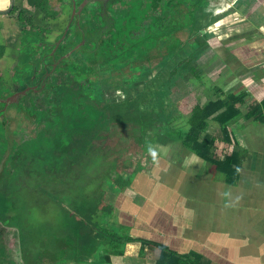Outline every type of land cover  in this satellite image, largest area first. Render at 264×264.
I'll use <instances>...</instances> for the list:
<instances>
[{"label": "flooded vegetation", "instance_id": "flooded-vegetation-1", "mask_svg": "<svg viewBox=\"0 0 264 264\" xmlns=\"http://www.w3.org/2000/svg\"><path fill=\"white\" fill-rule=\"evenodd\" d=\"M24 1L26 2L15 0L12 9L8 12L4 10L10 8V2L6 8L0 9L3 11L0 15L8 16V20L11 21L7 24L8 31H0V80L3 83H6V79L12 82L10 86H3L7 90L0 91V156H2L0 159V193L10 197H13L16 190L29 186V181L26 183L27 179L21 183L15 182V185L10 186L12 193L3 191L6 178L18 169L16 167L21 165V162L18 161L19 148L22 146L24 148L26 141H30L40 131H44L42 130L45 125L44 121H48L51 127L58 123V119L53 116L47 118L38 116L36 110L50 108L49 103H44L43 96L46 99L51 97L50 91L60 87L62 83L69 88L76 85L74 91L77 92L74 96L78 100L82 96H87L88 99L98 100L102 104L100 110L104 111L105 119L108 120L105 124L106 127L108 123L132 124L134 126L131 129L133 136L138 135L142 130L136 126V123L116 121L121 118L118 113L111 111L106 106L109 103L108 97L112 100L110 102H116L115 105L118 107H123L131 102L135 103V101L156 103L158 99L155 89H152L151 86L158 85L164 88L165 81L161 78L163 74L167 76L166 69L173 66V59L177 60L176 63L184 57L192 56L194 61L195 55H191V53L202 51L204 48L205 42L201 41V36L206 33L204 28L212 24H219L222 19L219 14L229 11L234 6L222 9L220 4L248 3L245 0L238 2L230 0H133L132 4H129L130 0ZM112 9L113 11H111ZM191 13L197 15L200 25H206L200 29L194 27V23L192 24L189 17ZM131 16L135 20V25L129 30L127 29L129 31L127 34L133 40L151 31L150 25L155 21L161 26H174L168 30L164 37H160L158 49H151L148 58L137 59L136 56L140 55V49H137L133 54L132 63H126V60H129L126 54H108L107 48L114 37H116V42L123 39L122 36L121 38L117 36L116 32L120 27L127 28L126 21ZM0 23L4 25L3 22ZM188 28L190 36L196 37L192 40L182 41L178 33ZM162 29L159 28V30ZM197 30L199 31L197 32ZM122 41L121 45L129 44L128 39ZM29 47L30 51H28ZM13 51L16 55L15 58ZM23 52H28V57L24 56ZM177 53H179V58L176 57ZM163 56H168L169 59L166 58L163 60L164 64L159 63V65L158 62ZM73 60L74 63L69 64ZM187 63L181 64L180 70H187L188 66L185 65ZM73 67L79 69L74 70ZM15 68L17 71L14 70ZM142 68H149L150 72L143 74ZM156 69L158 72L153 74ZM23 75H26L28 79ZM67 77H70V84L66 81ZM115 77L118 78L115 79ZM55 78L58 79L57 83L54 81ZM147 96L151 97L147 98ZM91 109L93 111L96 109L95 113L99 110L97 105L96 107L91 106ZM59 110L60 106L56 108V111ZM131 116L135 119L139 118L136 114H131ZM15 117H18V122L16 128H12ZM29 128H32L31 134L25 132ZM55 129H52L55 132L52 133V138L58 137V147L71 150L72 144L68 146L66 138L69 135L75 137V132L69 133L67 130ZM103 130L102 135L107 129L103 128ZM150 135L149 133L148 136ZM12 149L15 151L17 149L16 156L10 163L15 166L11 173L4 177L5 162L10 150L13 151ZM85 154H89V149L88 152L85 150L84 156ZM74 160L76 161V159ZM74 160L71 159L70 162L75 164V167H71L70 162L66 164L68 168L65 169L69 172H75L79 167V164L77 165ZM85 166H87L86 163ZM32 173L36 174L37 181L43 178L40 172L33 171ZM69 174H71H67L69 178L71 176L74 178V173ZM8 227H16V225L0 220V228L4 230L5 241H7V252L15 264H24L21 251L15 252L8 243L6 237L9 231ZM4 264H8V262L5 261Z\"/></svg>", "mask_w": 264, "mask_h": 264}, {"label": "crops", "instance_id": "crops-1", "mask_svg": "<svg viewBox=\"0 0 264 264\" xmlns=\"http://www.w3.org/2000/svg\"><path fill=\"white\" fill-rule=\"evenodd\" d=\"M260 1V7L253 6L251 11L250 6L248 13L254 30L245 35L235 32L239 33L235 46L238 40L245 41V51L242 45L230 49L236 58L248 53L247 60L231 70L233 82L229 83L238 92L239 78L247 74L243 80L250 93L246 106L264 102V0ZM9 2L0 0V9ZM232 5L237 6L228 7ZM220 6L225 9L227 4ZM243 7L234 15L239 16ZM0 20L4 23L0 31H8V16L0 15ZM229 130L246 151L236 183H230L214 164L183 147L173 135L141 145L140 155L128 156L131 163L125 161L132 169L116 170V181L111 180L105 197L113 212L101 216L102 226L109 228L110 222L125 226L126 234L135 239L125 243L122 254L110 253L105 244L91 256L77 258L66 252L56 257L52 249H45L42 264H155L160 245L189 255L199 264H264V120L241 116ZM221 143L217 147H223V153L232 149V144ZM108 255L110 261H106Z\"/></svg>", "mask_w": 264, "mask_h": 264}, {"label": "trees", "instance_id": "trees-1", "mask_svg": "<svg viewBox=\"0 0 264 264\" xmlns=\"http://www.w3.org/2000/svg\"><path fill=\"white\" fill-rule=\"evenodd\" d=\"M189 17L192 24L194 23V27L196 26L197 29L206 25H200V21L197 19L195 13H191ZM134 25L135 20L133 16H131L126 21L127 28L123 29L120 27L116 32L117 36H120V38L122 36L123 39H128L129 44L121 45L123 39L116 42V37H114L108 45V54L119 53L123 55L124 53L127 58L129 57L126 63H132L133 54L137 49H140V57L136 56V58H148L151 49H158L160 37H164L168 30L174 26H161L155 21L150 25L151 31L133 40L131 37L129 38L127 32L129 33V28ZM159 28L163 29L159 30ZM198 31L199 30H197V32ZM177 55L176 57L179 58V53H177ZM166 58L169 59L168 56H163L158 64L161 63L163 65L165 62L163 60ZM175 61L177 60L173 59L174 63ZM192 62L193 60L190 59L185 65L189 67V70H191L197 78H202L200 68L193 65ZM141 72L143 74H148L150 70L149 68H142ZM219 89L220 88H218V90ZM156 93H163V91H156ZM245 96L246 94L243 91L225 93L223 89H220V92H215L203 103L196 101L191 106L189 104L187 106L186 102L185 104L183 103L179 117L174 122L171 117L163 115V108L157 111L154 106L152 107L153 103L150 102L143 103L135 101V103L131 102L123 107H118L115 105L116 102H110L112 100L108 97L107 100L109 103L106 106L111 111L120 115L121 119L116 121L136 123V126L140 128L142 132H145L146 129H152V136L157 139V142L160 140H158L159 136H165L162 132H166L169 136L172 132L171 130L175 129L176 134H174V136L176 135L177 137L174 139L179 141L183 147L196 152L209 163L214 164L230 183H236L240 175L242 159L246 151L243 150V147L237 141L232 139L229 127L235 119L241 116L247 118L253 116L258 120H264V102L252 101L248 103L247 112L243 113L240 106L246 104L247 101ZM48 103L50 104V108L45 107L44 110H36L38 112L37 114L40 118L53 116L58 119L57 125L51 127L48 121H44L45 125L42 127L44 131H40L36 137L30 141H26V146L24 148L23 146L19 148L18 152L20 156L18 161H20L21 164L25 163L27 168L29 167L32 171L43 173L42 175L40 174L42 177H45L46 172H49L51 176L52 170L60 167L58 171L61 173L67 171L63 175H71L69 173L72 172L74 173L73 176L78 178L75 180L74 178H68L61 185L60 189H55V185H53L54 189H48L41 185L39 186L38 180L36 181L37 183H29V186L16 190L13 197L0 193V220H4V223L11 222L13 225H16L20 238L19 250L22 253L24 264H42L43 256H47V251L45 249H52L56 257H60L63 255V252H66L69 256L74 254L77 258L78 256H91L101 244H105L102 238L99 239V237H97L99 233L103 234L104 232L102 230L104 227L102 226V217L97 213L102 206H104V209H109L110 205H102L106 193L100 186L103 185L104 181L108 180V178L110 181H116V179L113 178L116 174L115 170L112 171L109 168H105L106 156L108 158L112 157L109 156L110 146L107 144L109 140H107V137L105 139V136L102 135L104 131L103 123L100 122L96 125L90 124L88 126L89 129L87 128V133L89 132L87 138L77 139L69 135V137L66 138L67 144L68 146L72 144V149H60L57 144L59 143L58 137L52 138V133H55L52 129L56 128L57 130H67L69 133L71 131L73 133L74 131L76 133L79 132L82 127H71V124L75 123L74 120L71 122L73 114L64 112L63 115V110L56 111L58 106L54 104V102L50 100ZM114 106L116 107L114 108ZM151 107L153 109H151ZM159 107H162V105ZM131 114H136L139 118L137 117L138 119H135ZM155 114H157L159 118L161 117L165 122L160 127L156 125ZM211 117L219 124V129L212 133L207 131L209 119ZM175 122L179 125L174 127L173 123ZM100 132L101 135H99ZM147 140H149L150 144H153L155 141V139H151L149 136ZM105 141L106 144L103 143ZM220 142L226 144V147L232 144V149L227 150L225 147V153H221L220 151L215 153L216 146H218ZM89 145L90 147L92 145L91 149ZM88 149L89 160L87 154H85V156L83 155L82 158L77 155L76 163L77 165L79 164V167L75 172L71 171V169V172L65 169L67 168L66 164H68L74 156L71 151L74 152L76 150V152L80 151L84 154V151ZM120 150H117L119 154L126 152L124 149ZM16 151L10 150L8 153L4 167V177L10 174L12 168L15 166L10 163L11 160L15 158ZM1 157L2 156H0V159ZM85 163L87 166H85ZM84 177L86 178L85 182L82 181ZM36 179L37 177H35V180ZM78 183H85L86 185L84 186ZM113 184H115V182H113ZM43 195L50 196L49 200L44 201ZM44 202L49 203L45 205L43 210L51 204H56L58 218L57 220L56 218L54 220L46 219V226L40 227L36 222V214L38 210L43 207ZM48 232L55 240L51 245L48 241H45ZM134 239L135 238L126 233L119 236L113 234L110 241H115L119 245L115 246V248L109 252L122 254L124 252L123 246L125 243ZM62 244H67L68 247L62 248ZM72 248L75 249V251L72 252ZM107 257L106 261H110L109 255ZM155 260V264H199L197 260L190 258L189 255H180L161 245L157 250ZM5 261H7L8 264H15L13 258H11L10 254L7 252V241H5L4 230L0 228V264H4Z\"/></svg>", "mask_w": 264, "mask_h": 264}, {"label": "rangeland", "instance_id": "rangeland-1", "mask_svg": "<svg viewBox=\"0 0 264 264\" xmlns=\"http://www.w3.org/2000/svg\"><path fill=\"white\" fill-rule=\"evenodd\" d=\"M186 1H193V0H186ZM132 2H133V0L132 1L130 0L129 4H132ZM247 2L248 3H246V4H237V6L235 5L234 7H231V9H229V11H226L225 13L219 14V16L222 18L220 21L221 24L220 23L219 24H212V25L204 28L206 33L203 36H201V41L203 40L205 42V44L203 45L204 48L202 49V51H196V52L194 51L193 53H191V55H195V60L193 61V63H194V65H197L198 68H200V73L202 75V78H197L194 75V73L191 70H189V67L187 70H184V71L180 70L181 64L188 62L190 59L192 60L193 58H190L192 56L184 57L179 62L173 63L172 64L173 66L166 69L167 76H166V74H163V77L161 78V80L165 81L164 88H162L161 86H158V85L157 86L156 85L151 86L152 89H155L154 90L155 95L158 99L156 101V103L152 104V107L154 106L157 111H159L161 108H163L164 114L163 113L162 114L164 116L171 117L173 122H174L179 117V113L182 110L181 106L183 103L185 104V102H186L187 106H188V104L191 106L196 101H200V102L206 101V99H208L215 92H220V89L225 90V93H230V92H233V90H236L234 87H231L229 85V83L232 84L231 82H233V80L231 78L233 72H231V70H234L239 64H243L247 60V59L244 60V58H245V55L248 53L242 54L241 58H236V57H234V55H232L230 53L231 52L230 49H233L234 47H236L235 46V44H236L235 37L237 36L236 34H239V33H235V32H240V34L245 35L246 33L251 32V30H254V29H250L251 22H253L252 18H250L249 14H248V13H250L249 12L250 6H251V11H252L253 6H255L257 8V6L260 7V5L262 4L260 0H254V1L247 0ZM258 4H260V5H258ZM242 5H244L242 12L240 13L239 16H235L234 13H235V11H237L236 9L238 7L241 8ZM227 6H228V4H227ZM111 11H113V9ZM245 16L247 18H245ZM117 22L119 23V21H117ZM253 24H255V23H253ZM178 34H179L180 39L182 41L185 39H189V40L191 39L192 40L196 37V36H193V37L190 36L189 28L183 32H179ZM237 43L239 46L242 45V52L245 51V49H246V47L244 46L245 41L238 40ZM239 46H237V47L240 49ZM30 50L31 49L29 47L28 51H30ZM23 53H24V56L26 55L28 57V55H29L28 52H23ZM13 54H14L13 57L15 58L16 55H15L14 51H13ZM254 60H256V59H254ZM262 60H264V58ZM153 62H154V60H153ZM73 63H74V60L69 62V64H71V65ZM16 69L17 68H15L14 70L17 71ZM73 69L77 70L79 68L73 67ZM258 69H262V68L260 67ZM157 72H158V69L154 70L153 74H156ZM58 75H56V76H58ZM25 76L23 75V77H25ZM246 77H247V74L244 73L242 78H239L240 82H242L241 83L242 85L239 86L238 92H242V91L245 92V94H246L245 97L247 99L249 97L250 93L247 91V87L243 84V80H245ZM67 78L68 79L66 81L69 82L70 77H67ZM117 78L118 77H115V79H117ZM27 79H28V77H27ZM54 81L57 83L58 79L55 78ZM11 83L12 82L10 80H7V79H6V83H3V81L0 80V91L3 92L4 90H7L3 86H5V87L10 86ZM69 84H70V82H69ZM67 85H68V83H67ZM239 85H240V83H239ZM75 86L76 85H72L69 88L68 86H65L64 83H62L60 87H57L56 89H52L50 91L49 95L51 97L46 99V97L43 96L44 103H48L51 100V102H54V104H56L57 106H60V110H63V113L66 112L67 114H69V113L73 114L71 122L74 120L75 123H72L71 127H77V128L84 127V128H81L79 130V132H76L74 134L75 138H77V139H82L85 137L87 138L88 133H89V132L87 133V128L90 124L96 125L100 122L103 123L104 129L105 130L107 129V131H105L103 136H105V139L107 137V140H109L108 141L109 143H107L110 146L109 156L112 157V158H108L106 156L105 168H109L112 171L115 170V172H116V170L119 171V170H122L124 168L131 170L132 168H128V166L130 164L127 165L128 163H126L125 160H127L128 156L130 158H132V156H139L140 152L142 150H144V149H142L141 145L144 146L146 144H150L149 140H147L149 133L151 134L149 136L151 139H155V141L157 140L154 136H152L153 135V133L151 132L152 129H146L145 132H139L138 135L133 136L131 129L134 126L132 124L122 125V124H118V123H111V124L108 123V126L106 127L105 124L108 122V120L106 121L107 118L105 119L106 114L104 113V111L100 110V109H102V107H101L102 104L99 103L98 100L88 99L87 96H82V98L78 100L74 96L75 92H77V91H74L76 89ZM218 88H220V89L218 90ZM156 91H163V93L158 94V93H156ZM0 95H1V93H0ZM148 97H151V96H147V98ZM160 99H161V101H160ZM145 100H147V99H145ZM79 102H81V103L79 104ZM159 104L162 105V107H159L160 106ZM96 105H97L99 110L95 113L96 109H95V111H93L91 109V106L96 107ZM152 107H151V109H152ZM242 108L244 111H246L247 106L244 105ZM154 117L156 119L157 127H160L161 125H163L165 123L161 117L159 118L157 116V114H155ZM17 119H18V117H15L13 119L14 121L12 122V124H13L12 128H14L16 126V123L18 122ZM22 123L24 124V122H22ZM86 125H87V127H86ZM173 125L175 127L179 124L177 122H175V123H173ZM217 129H219V124L213 117H211L209 119L207 131L212 133V132L216 131ZM31 130H32V128H29L25 132L28 134H31L32 133ZM171 131H172L171 134H169L170 138L172 137V135L174 136V134H176L175 129H172ZM162 133L165 136L164 137L159 136L158 140L163 139L165 137L166 138L168 137L166 132H162ZM175 137H176V135H175ZM103 143L106 144V141ZM222 145H223V143H221V146ZM91 147H92V145H91ZM91 147H90V149H91ZM120 148H121V150L124 149V151H126V152L123 151L124 152L123 154H119V152L117 150H120ZM216 149H219V147L216 146ZM222 150H223V147L221 149H219L218 151L223 153L224 151H222ZM86 152H88V150H86ZM71 153L74 155L72 157V160L76 159L77 155L80 156L81 158L84 155L80 151L76 152V150L74 152L71 151ZM87 156L89 159V154H87ZM124 157H126V158H124ZM127 161L129 163L132 162L131 159H128ZM18 165H19V163H18ZM26 166L27 165H25V163L21 164L19 167H16L18 169H16L12 175H10L8 178H6V181L4 182L6 184L3 186L4 192L12 193V192H10L12 190V187L10 188V186H12L13 184L15 185V182L21 183V181L28 179L26 181V183H28V181H29V183L34 184V182L37 181L34 179L36 177V174L32 173L33 171L30 170L29 167L27 168ZM70 166L75 167V164L71 163ZM59 168L60 167L56 168L55 170L53 169L51 176H50L49 172H46L45 177L44 176H43V178L38 177V178H40V180L38 181L39 186L41 185V186H44L48 189H54L53 185H55V189H60L61 185L64 183L63 179L67 180V178H69V176L63 175L67 171H65L64 173H61L60 171H58ZM63 176H64V178H63ZM71 178H72V176H71ZM77 178L78 177L74 176V180ZM32 179H34V180H32ZM30 181H32V182H30ZM82 181L85 182L86 178L84 177V179H82ZM78 184H82L84 186L86 185L85 183H78ZM109 186H112V182L108 178V180L104 181L103 185H101L100 188L102 190H104V192L107 194ZM106 194L104 195L105 197H106ZM49 198H50V196H48V195L44 196L43 195L44 201L49 200ZM103 202L104 203L102 205L108 204L107 202H105V200ZM47 203H49V202H44L43 207L40 208L36 214L37 215L36 216L37 217L36 222L40 227L46 226L45 225L46 219L47 220L48 219L54 220L56 218V220H57V218H58V210H57L56 204H51L48 207H46L45 210H43V208H45V205ZM109 209H104V206H102L97 214H100L101 216L104 215L102 213H105V215H110L113 212V210H112L111 206ZM33 221H34V219H33ZM110 226L111 227H109V228L103 227V229H102L104 231L103 234L99 233L97 235V237H99V239L102 238V241H105V247L108 251L113 250L115 248V246L119 245L115 241L114 242L110 241L112 235L113 234H115L116 236H119L121 234L124 235L128 231V228L125 226H122V225H114L113 223L110 222ZM8 230L9 231L7 232L6 237H7L8 243H10L11 249L14 250L15 252L17 250L19 251V232H18V229L16 227H8ZM45 241H48L51 245L52 242H54L55 240H54L53 236L51 234H49V232H48L46 234ZM46 247H48V246H46ZM73 247H74V245H73ZM73 251H75V249L72 248V252Z\"/></svg>", "mask_w": 264, "mask_h": 264}, {"label": "water", "instance_id": "water-1", "mask_svg": "<svg viewBox=\"0 0 264 264\" xmlns=\"http://www.w3.org/2000/svg\"><path fill=\"white\" fill-rule=\"evenodd\" d=\"M14 2H15V0H10V3H11L10 8H9L8 10H4V11H5V12L10 11V9H12V7H13V5H14ZM1 12H3V11H0V13H1Z\"/></svg>", "mask_w": 264, "mask_h": 264}]
</instances>
